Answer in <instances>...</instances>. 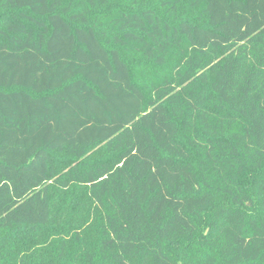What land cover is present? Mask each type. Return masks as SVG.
<instances>
[{"label": "trees", "instance_id": "1", "mask_svg": "<svg viewBox=\"0 0 264 264\" xmlns=\"http://www.w3.org/2000/svg\"><path fill=\"white\" fill-rule=\"evenodd\" d=\"M0 264H264V0H0Z\"/></svg>", "mask_w": 264, "mask_h": 264}, {"label": "rangeland", "instance_id": "2", "mask_svg": "<svg viewBox=\"0 0 264 264\" xmlns=\"http://www.w3.org/2000/svg\"><path fill=\"white\" fill-rule=\"evenodd\" d=\"M109 156L107 153H105L104 151L101 150V148H96L94 151L90 152L88 154V158L91 159V160H94V159H99V158H104V157H107ZM66 155H63V154H54V158H55V164L56 166H58V172L61 171V168H60V165L61 164L63 166V168L67 167L68 166V163H67V160H66ZM194 167L196 169H198V161H197V156L196 155H192V157L190 158ZM70 168H68L69 170ZM65 171H67V168L64 169ZM63 174V172L60 173L59 176H61ZM62 195V192H56L55 194V201H54V212H55V215L57 218H61L63 216L65 217H69L70 216H74V214H76L75 212H77V210L80 208V214H86L87 213V209H88V202H83V197H79V194L77 193L75 196L78 198L75 199V198H67L68 200L65 201V202H60L61 200V196ZM74 196V197H75ZM74 199V201H73ZM75 200H77V203L75 204ZM222 199H221V196H217L216 197V202H221ZM260 213V210L255 212L254 215H258Z\"/></svg>", "mask_w": 264, "mask_h": 264}]
</instances>
